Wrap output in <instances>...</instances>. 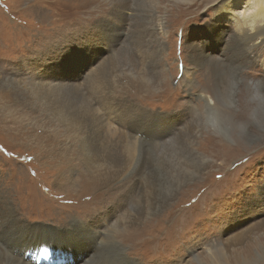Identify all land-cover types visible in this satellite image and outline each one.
<instances>
[{
    "label": "rangeland",
    "instance_id": "374dc122",
    "mask_svg": "<svg viewBox=\"0 0 264 264\" xmlns=\"http://www.w3.org/2000/svg\"><path fill=\"white\" fill-rule=\"evenodd\" d=\"M30 1L0 0V209L14 210L26 227L42 224L66 227L74 217L84 220L88 215L103 214L108 207L104 202L106 197L101 194L94 196L85 192L86 195L79 197V189L83 190L80 182L76 189L67 184L59 187L60 181L56 183L42 168L66 148L97 144V141L92 143V133L97 129V115L90 110L94 103L90 95L92 81L87 77L82 84L77 83L81 84L79 87H67L63 92L66 103L80 111L79 118L74 120L70 114L63 123L53 118L45 101L39 97L41 92L33 89L34 80L39 79L36 76L46 68L76 75L79 68L88 72L92 67H100L104 72L118 75L116 90L120 112L124 109L131 114L146 111L166 120L172 116L181 120V126L192 130L200 106L198 95L202 93V84L207 81L212 86L211 79L220 69L210 71L209 75L208 64H195L190 45L192 40L205 38L202 29L207 28L215 16L219 0H138L146 6L136 5L138 13L134 20H129V35L111 51H105L107 43L102 41L93 21L83 26L82 32L52 35L53 29L44 26V21L40 23L43 14L39 16V12L33 14L26 10ZM153 5L159 15L154 19L146 17L145 13ZM43 9L47 13L48 9ZM155 26L160 29L153 30ZM59 62L66 65H56ZM185 69L191 72L184 73ZM251 73L256 76H250L249 81L252 77H260L258 68ZM139 86L144 88L138 89ZM223 87L227 88L224 92L227 95L235 91L236 99L235 105L224 102L223 106L239 112V95L245 90V84L229 70L223 74ZM12 88L20 98L6 94V90ZM207 99L212 101L208 96ZM263 113L264 108L259 111L256 124H245L238 129L230 126V138L217 134L223 140L218 137V143L232 147L240 143L239 148L244 151L242 160L232 159L227 169H223L219 166L220 160L212 159L215 153L211 143L208 150L202 151L214 162L204 171L205 174L211 172L210 186L200 184L205 174L199 176L196 172L198 166L185 136L174 134L166 143L143 145L140 164L121 173L118 182L127 186L136 183L139 193L145 180L149 191L143 199L134 194L128 205L117 208L110 221L104 219L102 229L109 230L111 222L118 221L121 227L126 223V230L119 234V239L128 247L127 253L142 264H195L196 256L210 264V249L227 243H231L232 249L224 258L231 264H241L242 260L254 264L257 254L264 264V227L256 228L257 223L264 221L261 210L264 206L253 214L243 209L246 201L248 205L258 198L259 187L264 188ZM55 128L59 129V134L54 137ZM151 133L150 130L138 131L145 140ZM211 134L214 135L204 131L200 140ZM124 144L125 140L120 145ZM247 155L254 156L246 161ZM139 168L143 170L144 180L136 176ZM233 169L231 174L226 173ZM77 176L75 170L72 178ZM214 181L220 184L216 190L209 191ZM196 184L200 185L196 188ZM76 197L80 200L76 201ZM166 214L170 217L163 221L161 217ZM139 215H143L140 220H133ZM147 223L151 227L146 243L135 245L122 236ZM5 229V225H0V236ZM34 231L37 235L28 237L33 241H41L40 238L48 234L38 228ZM64 231L52 233L51 237L60 236ZM3 239L4 235L0 237V264H64L71 263L74 256L85 263L94 254L91 243L83 237L72 245H66L65 240L52 242L50 247L41 245V252L34 258L31 253L36 251L37 245L33 242L19 249L20 242L16 239L9 242L8 248H3ZM78 247H86L82 255L77 253ZM191 248L196 250L194 254H190ZM17 252L25 253V260ZM108 252H97L89 264H111Z\"/></svg>",
    "mask_w": 264,
    "mask_h": 264
},
{
    "label": "bare ground",
    "instance_id": "6f19581e",
    "mask_svg": "<svg viewBox=\"0 0 264 264\" xmlns=\"http://www.w3.org/2000/svg\"><path fill=\"white\" fill-rule=\"evenodd\" d=\"M30 2L32 3H29L26 10L33 14L34 12H39V16L43 14L40 23L44 21V26L52 28V35L66 34L67 36L69 33L82 32L81 28L83 26L91 23V21L96 22V31L102 41L107 43L105 51L115 49L117 43L119 41L123 42L126 36L129 35V20H134L138 13L136 5L138 4L137 6L139 7L146 6L145 2V4L141 5L138 0H113L112 3L111 0L110 3L106 0H31ZM157 4L158 2L156 1ZM156 5H153L152 9L145 12L146 17H152V19L159 17ZM43 8L48 9L47 13H44ZM214 12L215 16L207 24V28L202 29L205 33V38L203 37L201 41L192 40L190 45L191 56L195 64L202 66L203 64H208L209 75H211L210 71L220 69L215 76H211L212 86H209L207 81L202 84V93L198 95L200 101V104H198L200 106L197 109L198 112L196 113L192 130L188 126H181V120L172 116V119L166 120L160 116L153 117L146 111L131 114L124 109L120 112L116 90V78L118 75L113 72H104L100 67H92L88 72L79 68L76 75L54 68H46L40 71L39 75L36 76L39 78L38 81L34 80L35 82H33V89L41 92L39 97L45 101L46 108L51 112L53 118L63 123L67 122L70 114L74 120L80 117L78 108L66 103L63 92L66 91L67 87H79L82 82H85L87 77L88 80L91 79L92 88L90 89V95L93 96L94 106L91 105L90 110L97 115V129L92 133V143L97 141V144L92 147L74 146L73 148H66L63 154H58L56 159L52 162L50 161L47 166L42 165V168L45 170L46 175L50 174L52 178H55L56 183L60 181L61 186L59 184V187L67 184L72 189H76V185L81 183L83 190L79 189V197L86 195L88 192L90 194L93 193L94 196L101 194L103 198L106 197L104 202L108 203V207L103 213L104 216L103 214L88 215L84 220L74 217L66 227L43 224L42 226L32 225V227H26L22 225L14 210L0 209V225H5L6 227V231L3 234L5 239L1 243L3 248H8L10 246L9 242L16 239L20 242L19 249H23L28 246V243L30 245L33 242V245H37L36 251L31 253L32 258H34L37 257V252H41L42 246L50 247L52 242L60 240H65L66 245H72L78 242L80 237H83L89 240V244L91 243L94 254L101 250L109 251L107 254L111 264H142L127 253L128 247L123 243L124 241L120 240L121 238L119 239V234L126 230V223L121 227L120 222H111L109 230L102 229L105 225V220L107 222L110 221L117 208L128 205L134 194L143 199L149 191L141 168L137 169L136 172V176L144 180L139 193L136 191V183L127 186L118 182L121 173H127L131 167L140 164L138 160L142 146L145 144L166 143L174 134L185 136L191 146L190 153L195 158L198 166L196 172H198L199 176L200 174H205L204 171L207 165L214 163L202 152L209 149L208 144L210 143L213 146L212 151L215 153L212 159L220 160L219 166L223 169H227V165L232 159H243L242 153L244 151L239 148L240 143L236 147L224 142L218 143L217 138L219 137L220 139L221 135L217 136V134L230 138L232 136L230 126L233 129H238L245 124H256V119L260 115L258 113L264 108L262 105L264 101V0H245L244 2L243 0H219ZM81 24L84 25L78 26ZM159 29L156 26L153 28L155 31ZM197 32H199V29H197ZM206 35L210 37H206ZM56 65L64 67L66 63L59 62ZM256 68L260 72V77H252L253 79L249 81L250 76H256V74L251 73ZM229 70L245 84V90L239 95L238 101L241 107L239 112L223 106L224 102L226 104H236L235 91L231 93L229 91L228 95L224 93L227 92L226 87L228 86L223 87V74L229 72ZM186 72L189 73L191 71L190 69H185L184 73ZM230 87L235 88V85ZM143 88V86L138 87V89ZM6 94L16 96L17 91L12 88L6 90ZM254 95L258 99H253ZM207 96L212 101H209ZM16 98L20 97L16 96ZM254 117L255 120H253ZM50 121L52 120L50 119ZM145 130L152 131L147 140L138 135V131ZM204 131L212 132L214 135L211 134L204 140H200ZM58 134L59 129H53L52 135L55 137ZM48 140L45 141L47 142ZM123 140L126 141V144L120 145ZM220 140L223 141L222 139ZM198 141H200V146ZM68 156L72 158L69 159L67 158ZM252 156L254 155H247L244 158L249 161ZM255 157L257 158V156ZM75 170L78 176L72 178ZM234 170H228L226 173L231 174ZM210 173L208 172L204 178L202 177L203 181L200 184L211 185L209 183L211 180ZM213 183L215 184L211 187L208 186L209 191L216 190L217 188L215 187L219 186L220 181H214ZM200 184H196L195 187L197 188ZM103 188H105V191L102 190ZM259 188L258 198L256 197L249 201L248 205L247 201L243 204V209L251 214L256 212L259 207L261 209V206H264V188ZM192 190L194 188L186 191L184 195L189 194ZM79 197L75 198L77 199L76 201H78ZM208 198L209 196L206 199ZM261 210L264 211V209ZM141 216L143 215H139L138 218H133V220H140ZM169 217L170 215L166 214L161 219L164 221L166 218L169 219ZM150 227L149 223H147L144 227L131 230L132 232L130 233L126 232L122 236L135 245L138 243L144 244L147 241ZM263 227L264 221L256 224L257 229H262ZM36 228L40 232L48 233L49 235L47 234L44 238H40L41 241L29 239L28 237H31V235H37L34 231ZM63 230L65 231L62 235L51 237L52 233H60ZM3 235L0 237L2 238ZM24 235L27 237H24ZM86 247L84 249L83 247H78L79 252L77 253L82 255ZM231 249V243L210 249L208 253L212 256L210 264H231L229 259L226 260L224 258L225 254L227 255ZM195 252V249H190V254ZM17 253L25 260L23 258L25 253ZM91 257L83 263L74 256V260H70L71 263L67 261L64 264H89ZM257 257L258 260H254V264H261V255L257 254ZM194 263L209 264L197 256ZM241 264H248V262L242 260Z\"/></svg>",
    "mask_w": 264,
    "mask_h": 264
},
{
    "label": "clouds",
    "instance_id": "9594fccd",
    "mask_svg": "<svg viewBox=\"0 0 264 264\" xmlns=\"http://www.w3.org/2000/svg\"><path fill=\"white\" fill-rule=\"evenodd\" d=\"M252 98H253V99H258V97H257V96H255V95H254Z\"/></svg>",
    "mask_w": 264,
    "mask_h": 264
}]
</instances>
